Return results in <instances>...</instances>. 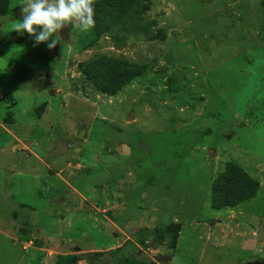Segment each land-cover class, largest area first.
I'll return each instance as SVG.
<instances>
[{
	"label": "rangeland",
	"instance_id": "1",
	"mask_svg": "<svg viewBox=\"0 0 264 264\" xmlns=\"http://www.w3.org/2000/svg\"><path fill=\"white\" fill-rule=\"evenodd\" d=\"M138 2L49 49L11 31L21 0H0V264L264 259L261 0ZM102 58L142 74L107 96L84 75ZM232 167L256 194L215 209Z\"/></svg>",
	"mask_w": 264,
	"mask_h": 264
},
{
	"label": "trees",
	"instance_id": "2",
	"mask_svg": "<svg viewBox=\"0 0 264 264\" xmlns=\"http://www.w3.org/2000/svg\"><path fill=\"white\" fill-rule=\"evenodd\" d=\"M138 1L95 0V26L90 30L93 39L102 33L112 31L135 9ZM261 3L264 20V0H261ZM140 69L138 65L128 62L102 58L90 62L85 68L84 75L97 91L107 96H114L141 76ZM235 174L242 178L238 186H233ZM231 188H234L232 192H230ZM256 190L257 184L249 181L238 168H229L213 188L214 194L218 197L215 209L233 207L246 202L255 196ZM134 263L138 264L137 261ZM56 264H74V259H58Z\"/></svg>",
	"mask_w": 264,
	"mask_h": 264
},
{
	"label": "clouds",
	"instance_id": "3",
	"mask_svg": "<svg viewBox=\"0 0 264 264\" xmlns=\"http://www.w3.org/2000/svg\"><path fill=\"white\" fill-rule=\"evenodd\" d=\"M19 7L21 18L11 21V31L27 34L34 46L56 47L69 25L85 33L95 26V0H21Z\"/></svg>",
	"mask_w": 264,
	"mask_h": 264
},
{
	"label": "water",
	"instance_id": "4",
	"mask_svg": "<svg viewBox=\"0 0 264 264\" xmlns=\"http://www.w3.org/2000/svg\"><path fill=\"white\" fill-rule=\"evenodd\" d=\"M64 34V29L61 30V35ZM54 53H56V51H54ZM169 258L167 256L164 255H160L158 257H155V261L157 262H161V263H168L169 262ZM246 264H264V259L263 260H256V261H249Z\"/></svg>",
	"mask_w": 264,
	"mask_h": 264
}]
</instances>
